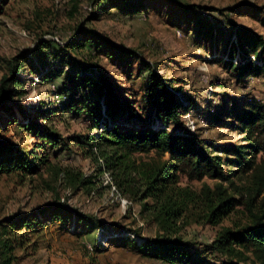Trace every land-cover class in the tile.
I'll return each instance as SVG.
<instances>
[{
	"label": "rangeland",
	"instance_id": "1",
	"mask_svg": "<svg viewBox=\"0 0 264 264\" xmlns=\"http://www.w3.org/2000/svg\"><path fill=\"white\" fill-rule=\"evenodd\" d=\"M143 1V8L130 13L123 0L116 5L114 0H0V87L6 76L14 75L17 61L25 64L18 75L20 84L12 88L20 94L9 102L11 110L0 109V140L21 148L29 159L49 154L37 174L0 175V231L9 230L0 236V264L2 251L7 250L4 241L10 246L6 257H11V264H168L142 254L141 243L163 231L149 212L142 211L147 200L126 190V177L113 174L97 150L85 154L71 142L69 149L54 156L48 144L40 147L43 140L38 135L18 126L36 118L37 110L51 109L55 111L47 119L37 120L44 131L51 128L66 138L99 133L93 116L98 96L89 88L88 98H83L79 84L85 71L96 78L105 75L141 115V122L135 123L128 122L125 113L119 123L153 125L154 108L145 99L152 69L191 97L194 105L183 118L217 153L226 157L225 147L243 143L237 114L253 98L264 102V79L239 80L220 58H228L238 28L264 34V0ZM238 4H242L238 10L226 9ZM183 5L193 7L187 11ZM210 27L217 33L214 39L207 36ZM240 60L237 54L234 61ZM73 91L77 104L65 110ZM130 158L159 163L169 155L150 152ZM225 169L230 172L228 166ZM232 179L240 187L250 183L249 175ZM219 182L238 196L230 182L179 176L180 186L197 193L204 185L214 189ZM263 200L261 194L256 204L264 205ZM52 205L63 209L59 216L48 211ZM76 211L87 219L79 220ZM35 212L39 220L21 231L5 226L10 225L9 218ZM204 214L205 207L192 208L178 233L198 247L211 243L223 228L250 219L244 204L215 225L206 222Z\"/></svg>",
	"mask_w": 264,
	"mask_h": 264
},
{
	"label": "trees",
	"instance_id": "2",
	"mask_svg": "<svg viewBox=\"0 0 264 264\" xmlns=\"http://www.w3.org/2000/svg\"><path fill=\"white\" fill-rule=\"evenodd\" d=\"M123 1L128 3L130 13L138 12L144 6L143 0L136 3ZM114 2L116 5L119 0ZM241 5H233L226 9L235 11L240 9ZM190 6L193 7V5L182 7L188 11L191 9ZM216 35L212 27L207 29L209 38L214 39ZM235 35L237 41L229 44L228 58H220L225 68L234 72L239 80L250 76H261L264 79V34L250 28H238ZM237 54L241 58L240 62L234 61ZM24 66L23 60L17 61L13 67L14 75L4 78L0 87V109L11 110L9 102L20 94L12 88L20 84L18 75ZM146 67L149 69L150 65ZM71 81H76L75 74H72ZM79 84L83 98H88L89 88L90 92L98 96L93 116L96 126L101 129L99 133L66 138L51 128H46L44 131L43 125L37 120L47 119L49 113L55 111L51 109L37 110L36 118H29V123L21 122L18 126L38 135L43 140L40 147L45 148L48 144V149L54 156L69 149L71 142L83 148L85 154H94L97 150L104 158L107 168L114 171L113 174H123L126 177L124 179L128 183L126 190H130L138 199L147 200L142 205V211L149 212L151 221L163 231L141 243L143 255L168 264H247L244 263L245 260H249L248 264H264V205L256 204L261 194L264 195L263 101L253 98L247 101L237 114L244 136L243 143L225 147L226 157H224L217 153L202 135L192 131L186 124L183 117L194 105L191 97L152 69L145 88V99L154 108L150 119L153 125L148 127L126 126L119 123V118L125 113H127L126 120L135 123L141 122V115L131 101L119 96L118 90L105 75L100 74L96 78L92 71H85L81 74ZM73 87L75 90L78 89L76 84ZM76 92L70 93L69 100L63 107L65 110L77 104ZM165 124L172 125L174 129L168 130ZM21 151V148L0 140V175L37 174L49 157L47 152L45 155L29 159ZM150 152L159 156L168 154L169 159L159 163H137L130 158L135 154ZM259 154H261L260 158H258ZM226 166L229 167L230 172L226 171ZM180 174L192 179L208 176L218 181L230 182L236 186L234 191L238 196L229 193L221 182L217 183L214 189L204 185L197 193L179 185ZM236 175H249L250 183L241 187L236 185L232 179ZM82 182L84 184L87 181L84 179ZM73 184L77 182L74 181ZM242 204L249 212V221L237 227L223 228L211 243L202 245L203 247H198L193 241L178 235L182 222L188 220V212L194 207L200 205L205 207L206 222L215 225ZM58 207L52 205L48 211H54L59 216L63 209L60 210ZM74 215L79 220L87 219L78 211ZM39 218L40 214L37 212L9 218L7 222L10 225L5 226L21 231ZM7 228L4 227L0 231V236L8 233ZM3 246L7 250L10 249L6 241ZM7 250L1 253L2 264H11V257H6ZM218 256L223 257L224 261L217 262Z\"/></svg>",
	"mask_w": 264,
	"mask_h": 264
}]
</instances>
